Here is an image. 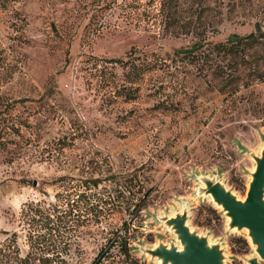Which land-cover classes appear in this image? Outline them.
Returning a JSON list of instances; mask_svg holds the SVG:
<instances>
[{"label": "rangeland", "instance_id": "374dc122", "mask_svg": "<svg viewBox=\"0 0 264 264\" xmlns=\"http://www.w3.org/2000/svg\"><path fill=\"white\" fill-rule=\"evenodd\" d=\"M161 2L0 0V264H157L140 246L173 239L160 216L184 204L225 264L255 254L195 190L218 174L246 195L264 143V0ZM38 199L65 211L48 250L30 247L22 210Z\"/></svg>", "mask_w": 264, "mask_h": 264}, {"label": "water", "instance_id": "95a60500", "mask_svg": "<svg viewBox=\"0 0 264 264\" xmlns=\"http://www.w3.org/2000/svg\"><path fill=\"white\" fill-rule=\"evenodd\" d=\"M256 31L261 27L255 23ZM254 167L250 171L248 188L244 197H239L218 174H199L195 193L209 196L220 206L227 217V228L246 229L255 254L247 264H264V143L258 152L250 151ZM36 184V180H33ZM188 207L165 213L160 220L171 230L174 238L159 240L151 246H140L144 253L156 259L157 264H225L226 252L220 240H213L207 233L192 228L188 222Z\"/></svg>", "mask_w": 264, "mask_h": 264}, {"label": "trees", "instance_id": "16d2710c", "mask_svg": "<svg viewBox=\"0 0 264 264\" xmlns=\"http://www.w3.org/2000/svg\"><path fill=\"white\" fill-rule=\"evenodd\" d=\"M171 4L172 0H162L160 10H163L165 5ZM242 35L239 33L233 32L230 33V37L227 39L231 42H237L239 39H241ZM180 50L184 49V47H180ZM132 48H130L129 52H131ZM110 60L113 61H123L122 58H111ZM128 62V61H126ZM134 63V62H133ZM131 69H129L130 71ZM45 201L38 199L36 201H29L27 202L23 207L22 210L33 220V223L37 229L36 234L32 235L33 239H30V247L32 249H44L48 250L52 247L55 248L57 243L55 242V238L57 235L61 234V227L62 225L59 223L63 220L61 218L62 213L65 212L62 209H59L58 205L56 203H44ZM53 210V212L51 211ZM61 212V213H60ZM61 218V219H59ZM128 240H126L123 243V250L124 252L128 253ZM61 252V251H60ZM103 253V252H102ZM99 254L97 257H95L91 264H98L100 259V256H104L103 254ZM29 254H26L22 259L28 260ZM42 262H46L49 260V257H46V255H40L39 257ZM64 257L60 256V261L64 263Z\"/></svg>", "mask_w": 264, "mask_h": 264}]
</instances>
